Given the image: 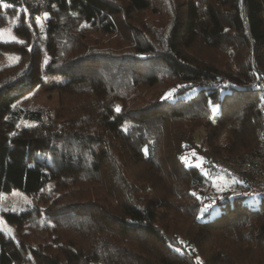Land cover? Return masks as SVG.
<instances>
[{
  "label": "trees",
  "instance_id": "16d2710c",
  "mask_svg": "<svg viewBox=\"0 0 264 264\" xmlns=\"http://www.w3.org/2000/svg\"><path fill=\"white\" fill-rule=\"evenodd\" d=\"M37 1L56 2L43 72L65 82L54 111L10 107L36 79L28 57L0 68L6 124L50 129L14 138V151L0 138L5 191L24 173L41 178L17 264H37L28 248L52 264H264V195L213 194L181 159L199 153L218 173L210 143L239 155L258 146L264 0ZM226 60L236 76L220 71Z\"/></svg>",
  "mask_w": 264,
  "mask_h": 264
},
{
  "label": "rangeland",
  "instance_id": "374dc122",
  "mask_svg": "<svg viewBox=\"0 0 264 264\" xmlns=\"http://www.w3.org/2000/svg\"><path fill=\"white\" fill-rule=\"evenodd\" d=\"M5 4L7 6H0V30H4L0 33V68L28 57L31 61V75L36 79L32 89L15 99L10 104V107L22 106L24 108H43L54 111V108L62 106L60 89L65 82V77L46 75L43 72V67L46 62L44 53L46 32L44 29L46 30V21L50 16V9L55 6L56 2H50L49 5H46V8H43L42 4H39L37 0H24L22 7H12L8 3ZM13 36L16 38L15 40L11 39ZM19 41H23V43ZM220 71L224 76L228 77L237 75V69L233 61L227 62L226 60ZM93 84V87H95L94 91L103 92L101 83L94 82ZM218 109V103L212 104L213 112H217ZM5 116L6 109H0V138L11 147V151L15 150L17 142L14 138L27 134H33V136L37 137L45 136L48 132L49 125H37L33 122H22L18 124V127L12 128L4 121ZM39 127L41 129H38ZM20 131L22 132L17 134ZM207 150L211 156L221 160H232V157L239 155L229 153L224 147L217 148L213 145V142L209 144ZM181 159L185 165L197 166L204 178L210 180V190L213 194H219L228 189L235 191L244 190L242 183L234 177L224 173L210 172L203 163V157L199 153H185L181 155ZM33 175L32 173H24L20 180L21 185L12 187L8 191L4 190L6 189L4 178L0 181V264H17L18 248H25L23 243L20 245L17 242L20 239V233L28 227L27 217L30 214V208L37 203L36 199L30 196L28 192L37 190L41 186V178L38 176L37 179L32 177ZM55 175L57 177L54 176V179L48 182L53 183V186L55 183L61 186V179H59L57 174ZM255 180L264 185V173ZM246 200L257 206L260 199L247 197ZM213 208L212 213H215L218 208L216 206ZM34 244L39 249L46 248V244L43 242H35ZM25 251L37 264H52V262L37 257L29 248Z\"/></svg>",
  "mask_w": 264,
  "mask_h": 264
},
{
  "label": "built area",
  "instance_id": "2783aa9c",
  "mask_svg": "<svg viewBox=\"0 0 264 264\" xmlns=\"http://www.w3.org/2000/svg\"><path fill=\"white\" fill-rule=\"evenodd\" d=\"M255 83L264 89V74L255 77ZM264 111V99L260 104ZM213 159L216 170L237 179L245 188L247 196L264 195V185L255 179L264 173V128L258 146L243 155L232 157V160Z\"/></svg>",
  "mask_w": 264,
  "mask_h": 264
},
{
  "label": "snow or ice",
  "instance_id": "6c2138e0",
  "mask_svg": "<svg viewBox=\"0 0 264 264\" xmlns=\"http://www.w3.org/2000/svg\"><path fill=\"white\" fill-rule=\"evenodd\" d=\"M0 6H7L6 4H5V0H0ZM45 16H47V14H45ZM37 20H38V18H37ZM4 30H0V33H2ZM11 39L12 40H15L16 38L13 36V37H11ZM20 43H23V41H19ZM172 91H174V90H172ZM172 91H170V92H168V93H166L165 94V97H167V98H170L171 96H172ZM117 111H119V108H117ZM183 159V158H182ZM209 207H211L210 205H206L205 206V209H202V211H204V210H206L207 208H209ZM177 251H180V249H176ZM200 264H202V262H200Z\"/></svg>",
  "mask_w": 264,
  "mask_h": 264
},
{
  "label": "clouds",
  "instance_id": "9594fccd",
  "mask_svg": "<svg viewBox=\"0 0 264 264\" xmlns=\"http://www.w3.org/2000/svg\"><path fill=\"white\" fill-rule=\"evenodd\" d=\"M243 188H244V186H243ZM244 193H245V188H244Z\"/></svg>",
  "mask_w": 264,
  "mask_h": 264
}]
</instances>
